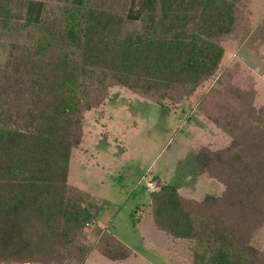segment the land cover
Returning a JSON list of instances; mask_svg holds the SVG:
<instances>
[{
    "label": "trees",
    "instance_id": "obj_1",
    "mask_svg": "<svg viewBox=\"0 0 264 264\" xmlns=\"http://www.w3.org/2000/svg\"><path fill=\"white\" fill-rule=\"evenodd\" d=\"M25 1L26 14L17 21L13 0H0L1 30L37 34L8 57L0 54L7 61L0 66V262L83 264L94 248L110 260L126 258L131 249L112 231L107 240L79 243L85 225L98 219L94 200L103 199L78 197L65 179L82 113L98 107L114 85L171 110L173 93L193 92L215 74L223 52L218 38L233 28L232 5L202 0L203 19L190 30L179 21L185 11L176 0H129V6L127 0H65L57 32L44 27V0ZM235 72L219 73L225 81L212 88L217 101L228 97ZM14 114L26 122L10 126ZM243 142V150L218 154L222 160L210 176L225 179L220 196L189 199L168 183L149 191L145 211L150 208L157 230L192 242L191 264H264V252L243 238L264 202V127ZM201 155L195 160L203 167L209 153Z\"/></svg>",
    "mask_w": 264,
    "mask_h": 264
},
{
    "label": "rangeland",
    "instance_id": "obj_2",
    "mask_svg": "<svg viewBox=\"0 0 264 264\" xmlns=\"http://www.w3.org/2000/svg\"><path fill=\"white\" fill-rule=\"evenodd\" d=\"M44 1L48 13L44 27L58 32L62 29L59 9L65 0ZM176 1L185 11L179 21L192 30L203 19L199 16L202 0ZM228 1L234 23L229 36L218 38L223 52L215 74L200 82L193 92L173 93L175 97L167 100L171 110L114 85L108 88L107 97L98 107L83 111L80 138L70 150L65 179L78 197L90 199L93 195L103 199L94 200L100 207L98 219L85 225V237L82 235L79 243L89 246L99 236L107 240L112 231L131 249L128 257L110 260L94 248L83 264H191L192 242L157 230L150 208L145 211L144 207L148 206L149 191L162 183L174 186L189 199L200 200L208 194L220 196L226 187L225 179L210 176L215 172L216 162L222 160L218 154L238 145L243 150L244 136L264 127V0ZM128 2H124L125 6H129ZM25 3L13 0L11 4L13 12L20 16L17 21L26 14ZM135 26H142L141 22ZM24 30L0 29L2 56L8 57L11 49L37 36L34 31ZM4 65L7 66V61L1 59L0 66ZM232 68L236 72L227 83L231 92L225 101H217L212 88L225 81L219 73L228 69L231 72ZM25 91L31 97V91ZM3 97L0 93V100ZM13 111V108L9 111L10 115L6 111L4 118L7 120ZM15 115L11 118L13 123L9 120L10 126L26 122L15 121ZM206 153L209 156L203 168L195 157L202 154L204 158ZM106 199L111 201L110 205L104 202ZM242 206L237 215H243ZM253 215L255 220L248 222L250 229L244 231L243 238L264 252V202ZM131 216L138 219L136 225ZM0 264L43 263L29 260Z\"/></svg>",
    "mask_w": 264,
    "mask_h": 264
}]
</instances>
